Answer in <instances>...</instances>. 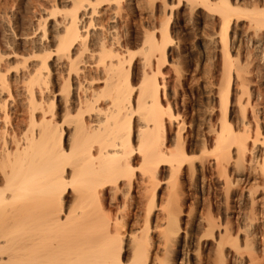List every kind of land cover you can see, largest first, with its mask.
<instances>
[{
    "label": "bare ground",
    "instance_id": "bare-ground-1",
    "mask_svg": "<svg viewBox=\"0 0 264 264\" xmlns=\"http://www.w3.org/2000/svg\"><path fill=\"white\" fill-rule=\"evenodd\" d=\"M183 8L196 31L213 23L197 39L211 90L179 61ZM44 10L40 36L15 27L28 58L0 45V264H209L211 242L213 264H264V0Z\"/></svg>",
    "mask_w": 264,
    "mask_h": 264
},
{
    "label": "rangeland",
    "instance_id": "rangeland-1",
    "mask_svg": "<svg viewBox=\"0 0 264 264\" xmlns=\"http://www.w3.org/2000/svg\"><path fill=\"white\" fill-rule=\"evenodd\" d=\"M16 1V2H15ZM50 1V2H49ZM233 1H236V0H233ZM45 4H44V3ZM237 2L240 4V6L242 7L243 6V8H249V7H251V5H252V3H253V0H252V2H250V0H237ZM50 3V4H49ZM54 3V0L52 1V0H0V28L2 29V30H0V38L2 39V40H0L1 41V43H0V45H1V47L4 49V47H5V49H9V50H5L4 49V51H6L7 52V54H8V52L10 53V51L12 52V50H14L15 48H16V46H15V43H16V45L17 44H19L18 46L19 47H17L16 48V50H14V51H16L17 53H18V56L17 57H19V58H21L20 56H22V55H26L27 54V52L25 53V51L27 50V47L26 48H24L23 46V44H20L21 42H22V38H20V37H17V36H15V34H14V30H15V27L17 26V24H24V31H23V33L24 34H27L28 35V38H30V39H33V38H35L36 36H40L41 34H40V31H37L36 29H37V23H38V21H40V17H42V16H45V10L44 9H50V7H51V5ZM5 5H7V6H5ZM50 5V6H49ZM42 6V7H41ZM44 6V7H43ZM4 8H6V9H4ZM7 10V11H6ZM180 10V14L181 15H179V17H177V18H175L174 20L176 21H174V23L176 24V25H178V27L176 26V25H174L175 26V28H176V31H177V34L180 36L181 35V37L182 38H185V39H187L188 41V46H187V49L185 50L184 49V51L182 50V54H181V57H179V61H180V63L182 64V65H184V66H188V65H191L192 67H191V71H195V67H196V69H197V71H195L194 72V75L196 76H194V75H192V72H190V76H191V78L192 79H194V81H192V85L193 86H195L196 88H197V86H198V88H201V90H204V89H206V90H204V91H207V88H208V90H211L212 88H213V86L217 83L216 82V79H219L220 77V68H214L213 66H212V64L211 63H213V60H202V59H200L201 57H199L200 55L202 56V54L203 53H201L200 54V49L198 48V46H197V42H198V38L199 37H201L200 35H202V34H205V33H210V31H211V29L210 28H212V22H211V20L209 21V19H207L208 21H206V24H208V25H206V24H204V26L202 25V26H200L201 28L199 29V30H197L196 31V28H195V24L194 23H191V22H189L190 20H189V18H190V16H189V14H188V12L186 11V10H184V8L183 9H176L175 11H179ZM43 11V12H42ZM174 11V12H175ZM11 12V13H10ZM42 12V13H41ZM177 12H175V13H177ZM15 13V14H14ZM26 13V14H25ZM184 13V14H183ZM2 14V15H1ZM6 14V15H5ZM8 14H11V15H8ZM183 14V15H182ZM13 15H15V17H17V18H15L14 19V16ZM17 15V16H16ZM38 16V17H37ZM187 16V17H186ZM37 17V18H36ZM3 18V19H2ZM23 18V19H22ZM183 18V19H182ZM18 19V20H17ZM22 19V20H21ZM8 20V21H7ZM184 20H185V22H184ZM4 21H6V22H4ZM25 21V22H24ZM181 21V22H180ZM245 21V22H244ZM244 21H242V22H240L239 23V31H238V33L240 34V35H242V36H245L246 34H247V36L249 35L248 33H249V31H247V30H249V26L247 25L248 23H247V19H244ZM209 22V23H208ZM10 23V24H9ZM28 23V24H27ZM31 23V24H30ZM145 24H146V22H144ZM205 23V22H204ZM212 23V24H211ZM10 26H9V25ZM26 24H27V26H26ZM194 24V25H193ZM8 25V26H7ZM147 25V24H146ZM184 25V26H183ZM210 25H211V27H210ZM29 26H31L30 28H29ZM209 28H208V27ZM246 26V27H245ZM34 27V28H33ZM182 27V28H181ZM205 27H206V29H205ZM33 28V29H32ZM178 28V29H177ZM181 28V29H180ZM208 28V29H207ZM194 29H195V32H194ZM9 30V31H8ZM36 30V31H35ZM208 31V32H207ZM203 32V33H202ZM11 33V34H10ZM182 33V34H181ZM194 33V34H193ZM13 34V35H12ZM186 34V35H185ZM197 34V35H196ZM200 34V35H199ZM211 34V33H210ZM2 35V36H1ZM183 35V36H182ZM187 36V37H185V36ZM197 37H195V36ZM198 35H199V37H198ZM4 36V37H3ZM9 36V37H8ZM191 36V37H190ZM5 37L7 38V39H5ZM12 37V38H11ZM16 39H15V38ZM23 37H25V36H23ZM33 37V38H32ZM193 37H194V39H193ZM14 38V39H13ZM12 39V40H11ZM21 39V40H20ZM6 41V42H5ZM7 41L9 42V43H7ZM19 41V43H17ZM14 42V43H13ZM193 42V43H192ZM48 43V40L46 39H44V41H43V44L44 45H46ZM5 44V45H4ZM10 47V48H8V46ZM14 45V46H13ZM26 46V45H25ZM14 47V48H13ZM246 47H247V49H246ZM194 48V49H193ZM24 51H23V50ZM252 49V48H251ZM247 54H248V58H249V61L251 62L252 61V58H251V60H250V57H249V52L248 51H250V47H249V44L247 43L246 45H245V47H244V49H243ZM198 51V52H197ZM25 54H24V53ZM194 52V53H193ZM202 52V51H201ZM21 53V54H20ZM188 53V54H187ZM191 53V54H190ZM193 53V54H192ZM186 55V56H185ZM189 55V56H188ZM195 55V56H194ZM199 55V56H198ZM30 56V55H29ZM25 57H27L28 58V54L25 56ZM196 57V58H195ZM195 58V59H194ZM33 58L31 57V60H32ZM186 59V60H185ZM10 60V64H11V71H12V74H15V72H16V70H18L19 72L20 71H22V68H23V66H22V64H19L20 62H18L16 59H14V58H11V59H8V61ZM16 60V61H15ZM20 60V59H19ZM188 60V61H187ZM198 60V61H197ZM201 61V62H200ZM205 61V62H204ZM208 61V62H207ZM17 62V64H15ZM183 62V63H182ZM205 63H207L206 65H205ZM209 63V64H208ZM19 64V65H18ZM198 64V65H197ZM211 64V65H210ZM16 65V66H15ZM167 65H170V61L169 62H167ZM167 65H165L166 67H165V69L167 68V69H169V67L170 66H167ZM195 65H197V66H195ZM209 65V66H208ZM260 65V66H259ZM195 66V67H194ZM210 66H211V68H210ZM13 67H15V68H13ZM258 71H257V75H258V77L256 76V79H257V82L260 84V86H261V88H262V90H264V64H261L259 61H258ZM17 68V69H16ZM205 70H204V69ZM210 68V69H209ZM21 69V70H20ZM165 70V71H168V70ZM194 69V70H193ZM219 69V70H218ZM214 70V71H213ZM10 71V72H11ZM261 71V72H260ZM19 72H17V73H19ZM259 72V73H258ZM199 74V75H198ZM213 75V76H212ZM219 75V76H218ZM219 77V78H218ZM263 77V78H262ZM201 80H200V79ZM261 78V79H260ZM199 80V81H198ZM206 81V83H205V81ZM260 80V81H259ZM194 82H196V83H194ZM214 82H216V83H214ZM212 83L214 84V85H212ZM209 84H211V85H209ZM17 85H19V84H17ZM21 86V85H20ZM19 86V87H20ZM212 86V88H210ZM18 87V86H17ZM16 87V88H17ZM205 87V88H204ZM203 88V89H202ZM210 88V89H209ZM15 89V88H14ZM17 89H19V88H17ZM254 174V173H253ZM253 174H251V179H255L256 178V174H254L255 175V177H253L254 175ZM252 182H253V180H252ZM219 185H221V183L219 182L218 183V181H212V189H213V187L215 188V186H218L219 187ZM260 191H261V188H260ZM260 191L257 193L258 194V197L259 198H262L263 197V194H262V192H261V194H260ZM237 194H239V192H237ZM257 196V195H256ZM262 203V204H261ZM259 204L261 205V207H262V205L264 204L263 203V201L261 202H259ZM263 207H264V205H263ZM262 207V208H263ZM248 209H249V213H250V211H251V208H250V205L247 203V202H245L244 204H242V205H238L237 207L235 206L234 208H231L230 210H229V212H233V210L235 211V212H243V211H248ZM259 210H262V209H259ZM224 211H225V209H224ZM258 213H261L263 216H264V209L260 212V211H258ZM143 217L141 216V217H139V222H137L136 223V225L135 226H137V227H139V226H141L142 224H143V222H142V219ZM260 220L257 222V224H256V226H263L264 227V217L263 218H259ZM263 219V220H262ZM260 221L261 222H263V223H260ZM261 231V230H260ZM262 232V231H261ZM263 232H264V229H263ZM213 242H211L210 243V246H208V248H207V250H205L204 251V254H203V256L205 257V260H206V262L207 263H209V264H213L214 262H213V260H215V259H213L215 256H212V255H216L215 254V250H214V244H212ZM211 244H212V246L213 247H211ZM264 244V243H263ZM209 248H211V249H209ZM212 251V252H211ZM211 252V253H210ZM209 253V254H208ZM209 258H207V257ZM211 256V257H210ZM213 257V258H212ZM216 258V257H215ZM212 259V260H211ZM207 260H209V261H207ZM238 264H241V263H238Z\"/></svg>",
    "mask_w": 264,
    "mask_h": 264
}]
</instances>
